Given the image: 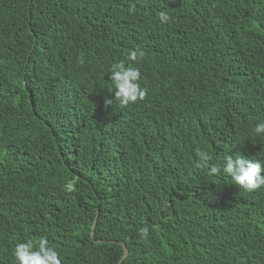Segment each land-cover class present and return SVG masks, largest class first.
I'll return each instance as SVG.
<instances>
[{
	"label": "trees",
	"instance_id": "obj_1",
	"mask_svg": "<svg viewBox=\"0 0 264 264\" xmlns=\"http://www.w3.org/2000/svg\"><path fill=\"white\" fill-rule=\"evenodd\" d=\"M259 123L264 0H0V264L45 237L61 264H264V186L195 167L264 165Z\"/></svg>",
	"mask_w": 264,
	"mask_h": 264
},
{
	"label": "clouds",
	"instance_id": "obj_2",
	"mask_svg": "<svg viewBox=\"0 0 264 264\" xmlns=\"http://www.w3.org/2000/svg\"><path fill=\"white\" fill-rule=\"evenodd\" d=\"M134 7L129 8V14L135 13ZM162 23H167L169 17L161 13L159 16ZM145 53L139 49L132 51L128 55V60L136 63L142 60ZM80 66H83L84 60L80 56L77 58ZM140 72L132 66H125L123 62L113 63L110 68V81L112 91L114 92L115 102H118L119 108H127L130 104L142 102L147 97V89H141L138 81ZM105 108L111 107L112 100H105ZM257 135L264 134V123H259L254 128ZM196 156L199 162L195 165L198 170L206 171L209 176H218L223 174L230 177L234 184L241 190L252 193L264 186V165L258 160L245 159L240 155L235 157L226 156L224 166L220 167L210 164L211 157L206 151L197 150ZM138 235L141 240L146 241L149 236V228L143 227L139 230ZM15 264H61L57 251L48 246L47 238H41L34 242L28 240L25 243H17L14 249Z\"/></svg>",
	"mask_w": 264,
	"mask_h": 264
},
{
	"label": "water",
	"instance_id": "obj_3",
	"mask_svg": "<svg viewBox=\"0 0 264 264\" xmlns=\"http://www.w3.org/2000/svg\"><path fill=\"white\" fill-rule=\"evenodd\" d=\"M96 217H95V220H94V223H93V225H92V229L94 228V225H95V223H96ZM92 234H93V232H92ZM126 255V253H124V256Z\"/></svg>",
	"mask_w": 264,
	"mask_h": 264
}]
</instances>
